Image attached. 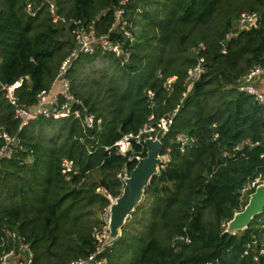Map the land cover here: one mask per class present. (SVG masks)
<instances>
[{"label":"trees","instance_id":"trees-1","mask_svg":"<svg viewBox=\"0 0 264 264\" xmlns=\"http://www.w3.org/2000/svg\"><path fill=\"white\" fill-rule=\"evenodd\" d=\"M31 1L33 13L28 0H0V80L23 78L17 95L24 104L51 86L73 50L70 20H95L98 34L106 33L117 2L51 0L66 19L55 22L49 0ZM245 12L259 14L258 27H238ZM127 16L134 35L127 62L98 49L67 73L72 91L104 120L97 140L72 119H39L19 130L0 88V128L25 147L0 166V244L11 246L6 231H17L31 245V264H68L94 252L103 212L122 193L118 173L135 167L136 154L146 156L139 144L123 155L114 143L153 115L155 125L167 120L159 138L168 160L99 256L107 264H264V213L245 230L225 232L248 202L242 188L264 182V104L240 90L244 75L264 67V0H131ZM200 58L205 72L188 88ZM96 61L103 71L84 69ZM180 134L190 140L184 151ZM64 158L78 170L70 181ZM185 232L189 242L179 240Z\"/></svg>","mask_w":264,"mask_h":264},{"label":"built area","instance_id":"built-area-1","mask_svg":"<svg viewBox=\"0 0 264 264\" xmlns=\"http://www.w3.org/2000/svg\"><path fill=\"white\" fill-rule=\"evenodd\" d=\"M131 0H117L114 4V18L108 29V32L98 34L96 30V21L93 20L84 24L81 20H70L71 36L74 41V48L70 55L63 61L56 79L52 82L49 88L42 89L36 94L35 102L32 104H24L20 102L17 95V89L23 84V78L16 80L12 84H3L0 80V88L4 90L5 95L14 108V117L20 122L19 130L29 125L31 122L39 119L65 120L72 119L78 121L82 126V132L87 140H97V137L103 130L104 120L101 116L93 113L90 107L86 104L83 98L77 96L72 91L71 80L67 73L74 64L83 55H93L102 49V52H110L117 57H123L127 62L130 56L126 43L132 44L134 35L131 30V21L127 16V5ZM34 3L28 0L26 10L33 13ZM49 10L55 22H66V19L58 14V9L54 1L49 0ZM238 25L241 26H259V14L242 13L238 19ZM119 33L122 39H114L112 34ZM204 47V46H202ZM205 72L204 58H200L197 65L189 71L187 78L188 88L192 83ZM264 75V67L258 65L253 67L246 75L240 79V90L245 91L254 96L255 100L264 104V92L252 85L254 78ZM154 116L151 115L149 122L144 124L137 132L124 134L119 140L114 143V148L118 153L126 154L131 150L132 144L136 143L146 149L144 139L152 136L154 139H159L161 129L167 127V120L162 119L160 126L152 123ZM159 128V129H158ZM84 136L81 138L84 140ZM0 138L3 144L0 146V166L4 160L11 159L20 150H25L21 137L11 135L4 128H0ZM181 142V150L184 151L190 140L183 134L178 137ZM97 142V141H96ZM240 146L236 149L239 150ZM89 153H92L90 146L87 145ZM109 149V147H107ZM143 152V151H141ZM140 152V153H141ZM136 158L142 157L136 154ZM227 155V154H226ZM164 161L168 160V155L162 156ZM30 156L25 161L30 160ZM62 172L66 180L70 181L74 174L78 173L75 161L69 158H64L61 162ZM128 168L124 167L119 173L118 178L123 182ZM261 183L258 177L255 180L246 184L242 190V201L246 202L249 199L251 191ZM247 198V200H245ZM115 198H110L111 203ZM110 206V205H109ZM109 206L103 212V220L106 226L102 231L96 234V239L99 244L96 250L85 257H79L70 261L68 264H107V259L100 257L103 251L104 241L109 233L108 230V210ZM7 236L12 240L11 246L0 244V264H31L33 262V251L29 242L25 240L17 231L8 230ZM179 240L186 242L190 241L187 232L179 237ZM248 253V251H246ZM264 254V250L262 251Z\"/></svg>","mask_w":264,"mask_h":264},{"label":"water","instance_id":"water-1","mask_svg":"<svg viewBox=\"0 0 264 264\" xmlns=\"http://www.w3.org/2000/svg\"><path fill=\"white\" fill-rule=\"evenodd\" d=\"M146 156L138 157L135 167L123 179L122 193L114 199L108 210L109 233L103 248L119 238L128 218L142 202L146 188L150 185L164 162L160 154L162 140L148 136L144 139ZM264 213V183L259 184L252 193L245 207L234 214L227 223L225 232L236 234L247 229L255 217Z\"/></svg>","mask_w":264,"mask_h":264},{"label":"rangeland","instance_id":"rangeland-1","mask_svg":"<svg viewBox=\"0 0 264 264\" xmlns=\"http://www.w3.org/2000/svg\"><path fill=\"white\" fill-rule=\"evenodd\" d=\"M236 24L238 25V23L236 22ZM236 25V26H237ZM239 27V26H238ZM100 66H102L101 68H100ZM90 68H99L101 71H103V65H102V63L101 62H93V63H91V64H88L87 65V68H86V66L84 67V69L86 70V69H90ZM86 74V73H85ZM55 125H57V124H55ZM54 128H57V126H55ZM57 130H58V128L57 129H48L47 131H46V134H49V135H52V134H54V132L56 133L57 132ZM165 162V161H164ZM245 200H247V198H245Z\"/></svg>","mask_w":264,"mask_h":264},{"label":"crops","instance_id":"crops-1","mask_svg":"<svg viewBox=\"0 0 264 264\" xmlns=\"http://www.w3.org/2000/svg\"><path fill=\"white\" fill-rule=\"evenodd\" d=\"M252 85L257 89L261 90L262 92H264V75H260L254 78Z\"/></svg>","mask_w":264,"mask_h":264}]
</instances>
